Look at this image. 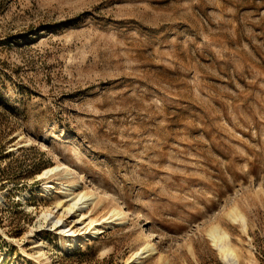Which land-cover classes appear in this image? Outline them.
I'll list each match as a JSON object with an SVG mask.
<instances>
[{
  "label": "rangeland",
  "instance_id": "374dc122",
  "mask_svg": "<svg viewBox=\"0 0 264 264\" xmlns=\"http://www.w3.org/2000/svg\"><path fill=\"white\" fill-rule=\"evenodd\" d=\"M215 224L264 264V0H0V264H231Z\"/></svg>",
  "mask_w": 264,
  "mask_h": 264
},
{
  "label": "bare ground",
  "instance_id": "6f19581e",
  "mask_svg": "<svg viewBox=\"0 0 264 264\" xmlns=\"http://www.w3.org/2000/svg\"><path fill=\"white\" fill-rule=\"evenodd\" d=\"M57 175L62 180L56 182L58 185H64V194L60 195V198L57 201V205H61L63 203V199L72 195L68 199V204L65 206L64 211L65 212H71L74 210L82 209L84 204L88 202L89 199H91L94 195H97V192L94 188H91V190H84L83 188L80 189L81 184L79 182L78 174L76 170L71 166V164L67 160L59 161L54 165H51L50 167L46 168L44 172H42L40 175ZM58 177V178H59ZM64 180H67V184L64 183ZM61 187V186H60ZM56 188V185L53 181H46L44 185L45 193L47 196L53 197V189ZM69 192V193H67ZM63 205V204H62ZM82 218H86V214L84 211H81ZM52 214L51 211L45 212V217H48ZM127 216V211L122 205H116L114 206V209L112 210V213L110 216L105 217L104 220L99 221L97 218L90 217L87 224L92 226L91 231L93 235H97L101 232H103V227L105 226V223H109L113 221L114 219H120L123 220ZM227 216L230 220L239 222L241 221L243 223V227L245 228L247 225L246 216L244 213L239 211L237 207H232L228 213ZM113 219H110L112 218ZM62 217L59 216L55 220V223H61ZM62 231L66 230V225L64 223L59 224ZM208 235L213 241V245L217 248V250L221 253L222 257L225 261L231 263V264H238L239 262V255L232 245L230 241V233L220 224L213 225L208 230ZM70 240L72 243L77 241V236L75 234V230H71L70 234ZM151 250H155L154 244H151V241L148 240L145 247L139 248L136 251H134L133 255L136 256L135 258H138L140 255H142L145 252H149Z\"/></svg>",
  "mask_w": 264,
  "mask_h": 264
}]
</instances>
